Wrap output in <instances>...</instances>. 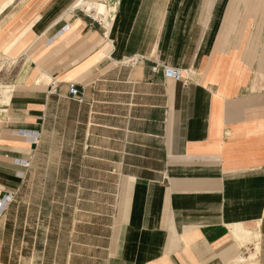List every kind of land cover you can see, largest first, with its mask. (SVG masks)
<instances>
[{"label": "crops", "instance_id": "crops-1", "mask_svg": "<svg viewBox=\"0 0 264 264\" xmlns=\"http://www.w3.org/2000/svg\"><path fill=\"white\" fill-rule=\"evenodd\" d=\"M78 1L0 0L2 207L51 264H264V0Z\"/></svg>", "mask_w": 264, "mask_h": 264}, {"label": "rangeland", "instance_id": "rangeland-1", "mask_svg": "<svg viewBox=\"0 0 264 264\" xmlns=\"http://www.w3.org/2000/svg\"><path fill=\"white\" fill-rule=\"evenodd\" d=\"M91 15L99 18L93 11ZM13 64L14 60L0 59V98L1 94L7 93V88L1 92V71L7 77L12 73ZM25 202L18 200L15 195L7 199L2 207L0 200V264H51L54 255L51 247L54 244L50 240L49 231L50 226L56 224L57 218L50 217V213L56 212V204L49 200L40 203L39 198L34 196ZM61 256L62 252L58 254V257Z\"/></svg>", "mask_w": 264, "mask_h": 264}, {"label": "built area", "instance_id": "built-area-1", "mask_svg": "<svg viewBox=\"0 0 264 264\" xmlns=\"http://www.w3.org/2000/svg\"><path fill=\"white\" fill-rule=\"evenodd\" d=\"M154 69H156V67H154ZM161 69H162V74L165 78L172 79V80H179L181 78L182 72L180 69H177V68H174L168 65H162ZM68 92L72 98H78V89L74 83L72 82L69 83ZM247 255H248V252L245 250V252H242L240 254V257L243 258Z\"/></svg>", "mask_w": 264, "mask_h": 264}, {"label": "bare ground", "instance_id": "bare-ground-1", "mask_svg": "<svg viewBox=\"0 0 264 264\" xmlns=\"http://www.w3.org/2000/svg\"><path fill=\"white\" fill-rule=\"evenodd\" d=\"M76 6H82L85 9V11L90 13V14H92V11H94L95 15L105 14L106 13L105 12L106 11V6L103 3H93V2L85 3L83 0H79L77 2ZM105 22H106V19H105ZM1 202H2V200H1ZM239 236L241 238V235H239ZM255 255L254 254L253 255H249L247 258L241 259L242 260V264H257V262L255 260Z\"/></svg>", "mask_w": 264, "mask_h": 264}]
</instances>
